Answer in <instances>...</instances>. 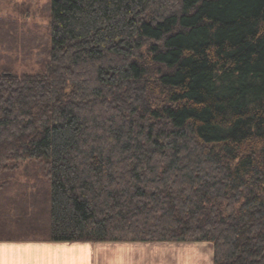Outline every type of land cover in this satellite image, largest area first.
Listing matches in <instances>:
<instances>
[{"label":"trees","instance_id":"16d2710c","mask_svg":"<svg viewBox=\"0 0 264 264\" xmlns=\"http://www.w3.org/2000/svg\"><path fill=\"white\" fill-rule=\"evenodd\" d=\"M47 6L48 71L0 55V239L210 242L213 264H264V0Z\"/></svg>","mask_w":264,"mask_h":264},{"label":"crops","instance_id":"0c3cea01","mask_svg":"<svg viewBox=\"0 0 264 264\" xmlns=\"http://www.w3.org/2000/svg\"><path fill=\"white\" fill-rule=\"evenodd\" d=\"M213 257L206 242L0 239V264H213Z\"/></svg>","mask_w":264,"mask_h":264},{"label":"rangeland","instance_id":"374dc122","mask_svg":"<svg viewBox=\"0 0 264 264\" xmlns=\"http://www.w3.org/2000/svg\"><path fill=\"white\" fill-rule=\"evenodd\" d=\"M49 2L50 0H3L0 3V19L4 21L0 23V27L10 30L9 39L12 41L9 42L16 45L14 47L18 51V53L7 52L1 49V61L8 62V58L16 59L17 62L14 63L12 70L15 73H46L49 69L46 59L47 48L52 40L49 28L51 11L47 6ZM11 23L14 24L12 28H10ZM26 40L30 43H38L40 46L34 47L31 53H25L26 51L22 49H24L23 45H26L24 44ZM206 244L213 247L210 242ZM181 257L184 259V255Z\"/></svg>","mask_w":264,"mask_h":264}]
</instances>
